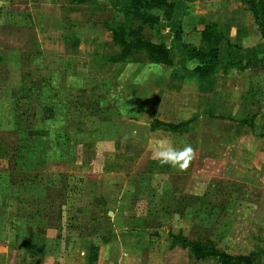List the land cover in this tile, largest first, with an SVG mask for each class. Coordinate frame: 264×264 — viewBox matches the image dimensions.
Instances as JSON below:
<instances>
[{
    "label": "rangeland",
    "instance_id": "rangeland-1",
    "mask_svg": "<svg viewBox=\"0 0 264 264\" xmlns=\"http://www.w3.org/2000/svg\"><path fill=\"white\" fill-rule=\"evenodd\" d=\"M33 1L29 8L22 6L26 10L15 6L14 11L10 6L0 20V229L12 235L20 249L19 258L25 257L23 249L32 244L41 247L61 242L75 253V245L90 236L79 227L84 224L94 226L92 232L98 233V240L117 235L107 214L108 209H116L115 202L111 199L106 205L99 197L108 188L112 194L122 189L128 173L135 170L126 188L138 187L136 195L141 196L134 205L141 215L150 214L143 224L158 226L154 234L158 237V264L160 255L169 250L161 239L170 238L172 231H180L178 236L186 240H211L220 249L223 243L244 242L246 220L229 210L244 214L248 205L256 204L258 191L231 180L256 183L264 178V167L257 170L259 176L249 169L252 172L231 176L223 184L213 186L212 181L199 195L204 196L202 200L187 196L184 192L192 187L198 192L209 182L189 174L185 142L190 136L181 142L154 131L145 143L115 134L117 127L112 124L118 120V109L135 116L145 107L126 96L127 91L113 90L116 82L103 75L105 57L116 53L105 40L104 28L122 14L106 0ZM255 1L262 7L264 20V0ZM47 15L57 19L51 27ZM45 28L53 29L49 31L61 39L45 41ZM145 34L156 40L150 31ZM129 62L152 64L143 54L134 55ZM121 94H125V105L113 102ZM253 141L257 148L264 145L260 137ZM250 145L254 146L252 141ZM120 148L126 149L120 152ZM115 149L119 152L114 153ZM158 149L174 151L178 160H150L149 153ZM180 151L185 155L179 156ZM258 155L255 159L251 153H241L239 160L260 165L264 152ZM174 161H178L175 169ZM87 211H92L94 219H81ZM235 219L242 223L233 226ZM257 221L263 229V220ZM156 249L147 246L143 264H148L150 251ZM193 261L190 263L218 264L214 259ZM254 264H264V250L254 255Z\"/></svg>",
    "mask_w": 264,
    "mask_h": 264
},
{
    "label": "crops",
    "instance_id": "crops-1",
    "mask_svg": "<svg viewBox=\"0 0 264 264\" xmlns=\"http://www.w3.org/2000/svg\"><path fill=\"white\" fill-rule=\"evenodd\" d=\"M128 2L129 0H120L122 6H126ZM31 4H34L33 0H0V20L3 12L10 6V9L16 11L15 6L21 9L23 5L29 8ZM174 4L170 27L182 30L183 42L198 45L201 29L206 25L216 24L224 37L219 43L220 58L224 62L227 59L234 60L241 66L220 65L208 78L195 75L186 67L185 50L178 41L173 40V33L163 26L161 40L170 48L173 63L171 66L105 62L103 75L116 82L113 90L117 88L118 92L127 91L126 96L134 99L138 105L145 106L135 116H130L129 112L122 108L118 109L116 117L118 120L112 124L117 127L115 134L145 143L150 142L147 136L154 131H158V134L160 131L164 132L167 134L164 136L178 138L181 142L186 141L188 136L191 137L190 141L185 142L189 174L196 175L198 181L211 182L204 183L198 192L194 191L196 187H192L184 193L187 196L197 195L194 198L202 200L204 196L199 195L205 193L203 189L212 184V181L215 180L213 186L220 182L223 184L225 182L222 181L232 178L231 176L236 178L240 175L245 176L249 169H254L256 176H259L257 170L261 171L264 167V162L258 165L239 160L241 153H251L258 159V152H264V145L257 148L253 141L260 137L264 144V71H257L259 66L264 67V39L254 23L247 0H174ZM158 14L160 15V12ZM47 17L48 26H53L57 19L50 18V15ZM49 30L53 29H44V35L47 36L44 37L45 41L54 42L61 39L60 35ZM105 31L107 37L105 40L111 42V33ZM152 41L159 42L157 39ZM114 49L117 50V47L114 46ZM114 97V103L119 105L118 103L122 101L125 105V94ZM154 119L174 125L192 122L183 131L171 132L162 128L152 130L151 122ZM126 123L128 125H123ZM258 132L261 133L259 137ZM250 141L254 146L250 145ZM120 149V152H123L126 148ZM148 150L144 149L143 153ZM117 152L118 149H115L114 153ZM149 154L150 160L153 158L178 160L174 151L168 153L166 150L158 149ZM184 155L183 151L179 152V156ZM177 163L178 161H174L172 168L175 169ZM134 172L128 173V177L121 184L122 189L112 194L108 188L99 197L106 205L111 199L115 202L116 209L107 210L108 215L112 212L109 221L117 234L113 238L102 236L97 239L98 233L95 230L92 232L94 226L89 224L90 219H94L93 210L90 213L87 211L80 217L89 218L87 223L89 225L79 227L90 236L86 235L84 241L75 245V253L74 249L68 250L67 245L61 242L58 245L45 243L41 247L32 244L23 249L25 257L23 255L19 258L20 249L10 237L12 235L3 234L0 229V264H90L92 245L98 248L97 259L93 264H143L142 255L149 244L156 246L157 249L155 252L150 251L148 264H158V237L154 235L158 232V226L143 224V219L150 214L141 215L137 205H134L135 199L141 196H137L138 187L126 188L131 177L134 179ZM231 182L257 189L256 204L248 205L244 214L240 215L236 209L233 211L228 209L234 212L237 218L241 216L242 220H246L247 239L244 242L240 240L238 245L223 243L222 249L217 247L231 255L252 254L254 264V255L264 250V228L259 227L261 224L257 221L260 218L262 223L263 220L264 226V178L256 180V183L238 179ZM236 219L233 226L242 223V221L236 223ZM179 233L180 231L177 233L172 231V236L167 238L168 240L161 239L162 244L169 248L160 255L161 264H191L188 248H185L186 243L176 238ZM49 251L51 255L48 254Z\"/></svg>",
    "mask_w": 264,
    "mask_h": 264
},
{
    "label": "trees",
    "instance_id": "trees-1",
    "mask_svg": "<svg viewBox=\"0 0 264 264\" xmlns=\"http://www.w3.org/2000/svg\"><path fill=\"white\" fill-rule=\"evenodd\" d=\"M110 7L122 14L120 20L110 19L105 30L111 33V44L117 47L116 53L105 57L107 63H125L133 61L134 55L143 54L152 64H164L171 66L172 59L170 48L161 38L162 27L173 33V40L178 41L185 50L186 67L199 77H210L216 67L223 65H239L234 60L227 59L224 62L220 58L219 43L224 38L223 33L216 24L204 26L200 33L198 45H190L182 40V30L170 27L174 12V0H129L126 6H122L120 0H106ZM250 6L254 23L264 39V20H262L261 6L255 0H247ZM160 12V15L158 14ZM150 31L159 42H153L145 32ZM258 72L264 71L263 66L258 67ZM189 123L174 125L163 123L154 119L151 122V129L162 128L171 132L183 131ZM177 239L187 243L189 256L194 261L205 262L214 259L218 264H252L253 255H231L221 251L211 240H186L177 236ZM98 248L91 246L90 264L97 259Z\"/></svg>",
    "mask_w": 264,
    "mask_h": 264
},
{
    "label": "water",
    "instance_id": "water-1",
    "mask_svg": "<svg viewBox=\"0 0 264 264\" xmlns=\"http://www.w3.org/2000/svg\"><path fill=\"white\" fill-rule=\"evenodd\" d=\"M111 214H112V212H109V215H111ZM175 217L178 218V215H175Z\"/></svg>",
    "mask_w": 264,
    "mask_h": 264
}]
</instances>
